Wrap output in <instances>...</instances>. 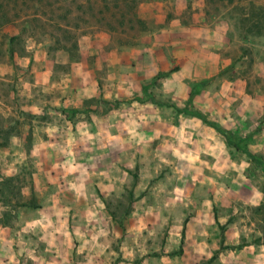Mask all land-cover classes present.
Returning a JSON list of instances; mask_svg holds the SVG:
<instances>
[{"label":"rangeland","instance_id":"obj_1","mask_svg":"<svg viewBox=\"0 0 264 264\" xmlns=\"http://www.w3.org/2000/svg\"><path fill=\"white\" fill-rule=\"evenodd\" d=\"M0 264H264V0H0Z\"/></svg>","mask_w":264,"mask_h":264},{"label":"crops","instance_id":"obj_2","mask_svg":"<svg viewBox=\"0 0 264 264\" xmlns=\"http://www.w3.org/2000/svg\"><path fill=\"white\" fill-rule=\"evenodd\" d=\"M79 93H78V92ZM83 91V92H82ZM70 94V93H69ZM74 97L68 100L69 105L72 108H84L87 107L86 105H88L91 108L96 109V106H92L90 103L92 101L93 98L96 97V93L95 92H91L89 90H80V89H73V93ZM76 95H79L78 97ZM85 122V126L90 127L92 125L89 124L87 121H82L80 123ZM119 123V127H121V131H116L117 133L115 134V137H120L125 139V134L123 132V125L125 126V121L121 120ZM83 125V126H84ZM131 127V125H130ZM157 128V126H156ZM130 131V130H129ZM132 132V130H131ZM76 135V134H73ZM130 136V135H129ZM127 136V137H129ZM135 134H132L131 138H134ZM157 137V136H156ZM75 139L73 141L77 142V137H74ZM129 139V138H128ZM128 141H131L128 140ZM133 149L134 151H139L138 148H136L134 145H127L123 147V152L124 154H131L132 157L133 155ZM114 162L116 163V173L119 175L120 170L118 169V162L117 160H114ZM75 170L73 169H68L66 173H64L63 171H59V172H55L52 169H41L37 172L35 179H34V185L35 187L39 190L42 191L43 193L46 192L45 194L42 195V200L43 203L42 205L44 207H49V206H59V207H63V206H68V202L70 201V195H74L73 191L74 188L71 184H73L75 186V183H72V179H73V174L71 175L70 172L74 173ZM7 175H12L13 173L11 171H9L8 173H6ZM66 179H64L63 177H66ZM105 179L109 180V182H105L103 184H105V187L103 189L106 190H112L115 186V190H119L121 187V184L118 182V178L114 179V174L110 173L109 177L108 174L105 175ZM65 181V182H63ZM114 181V183H113ZM137 189H139V187L137 186ZM72 193H71V192ZM70 194V195H69ZM45 201H49V202H45Z\"/></svg>","mask_w":264,"mask_h":264}]
</instances>
